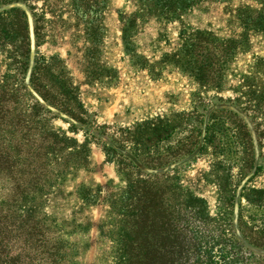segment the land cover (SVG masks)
Instances as JSON below:
<instances>
[{"label": "rangeland", "instance_id": "obj_1", "mask_svg": "<svg viewBox=\"0 0 264 264\" xmlns=\"http://www.w3.org/2000/svg\"><path fill=\"white\" fill-rule=\"evenodd\" d=\"M30 7L29 81L24 18L0 19L4 258L116 264L125 244L123 174L59 113L33 109L34 96L83 111L111 133L155 118L180 119L189 129L225 102L246 110L257 148L250 151L239 117L214 112L202 153L176 183L184 197L203 201L209 229L222 230L234 213L264 228V0H38Z\"/></svg>", "mask_w": 264, "mask_h": 264}, {"label": "trees", "instance_id": "obj_2", "mask_svg": "<svg viewBox=\"0 0 264 264\" xmlns=\"http://www.w3.org/2000/svg\"><path fill=\"white\" fill-rule=\"evenodd\" d=\"M34 1L38 0H0V19L21 16L27 26L30 49L26 50L23 61L28 70L27 81L34 65L35 35L30 7ZM34 97L37 103L33 109L38 107L45 114L59 113L74 131H82L95 140L108 163L114 164L124 176L126 186L121 200L125 220L121 239L125 244L119 249L116 264L264 262V228L250 226L234 213L222 230L209 229L203 201L193 196L184 197L176 183L178 173L202 153V142L209 132L208 121L214 112L224 111L239 117L241 126L250 135V151L257 148L246 110L225 102L202 113L201 117L197 115L189 129L180 119L170 123L155 118L111 133L105 126H93L83 111L60 108L44 97ZM186 131L183 141L177 139L174 146L166 145L177 133ZM3 249L5 243L0 240V264H21V254L4 258Z\"/></svg>", "mask_w": 264, "mask_h": 264}]
</instances>
